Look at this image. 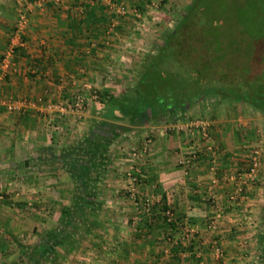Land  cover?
<instances>
[{"label":"crops","instance_id":"crops-1","mask_svg":"<svg viewBox=\"0 0 264 264\" xmlns=\"http://www.w3.org/2000/svg\"><path fill=\"white\" fill-rule=\"evenodd\" d=\"M115 1L127 7L126 16L117 15L104 0L30 2L22 52L14 54L7 69L0 65V99L28 103L20 112L0 108V264L16 249L8 236L24 248H33L42 242L38 234L58 224L60 208L70 204L73 185L67 174L51 169L47 162L53 148L81 142L91 161L100 162L97 171L89 172L90 180H97L95 194L100 201L99 211L89 210L99 226L70 253L62 241L53 243L59 252L66 249L64 255L58 252L62 258L82 251L86 243L108 257L99 262L91 258L90 264L146 260L152 264H264V106L260 109L234 97L211 94L190 107L171 110L169 118L158 124L143 115L132 123L116 119L121 117L117 108L101 107L91 95L99 91L118 96L134 86L139 63L149 50L146 44L155 37L153 32L137 31L155 20L144 22L150 0ZM139 9L143 13L136 18L134 11ZM8 40L0 26V62ZM76 95L85 98L81 110L61 114L45 107L48 98L66 106ZM199 106L207 108L202 117L210 122L208 140L169 129L172 124L196 120L188 116V109ZM95 139L108 142L105 156L100 157ZM257 148V179H237ZM128 173L139 178L138 197L149 198L153 205L164 200L179 218L180 227L169 231L172 254L186 231L184 250L188 252L179 251L173 261L167 255L155 257L156 244L162 240L152 232L159 228L167 233L160 223L153 224L152 231L134 232L132 215L136 213L127 197ZM241 184V196L229 202L228 196ZM31 204L37 209H28ZM23 209L29 210V216L19 214ZM91 234L103 242L91 240ZM150 234L153 239L147 242ZM11 255L15 257L11 262L19 263L20 257Z\"/></svg>","mask_w":264,"mask_h":264},{"label":"trees","instance_id":"trees-1","mask_svg":"<svg viewBox=\"0 0 264 264\" xmlns=\"http://www.w3.org/2000/svg\"><path fill=\"white\" fill-rule=\"evenodd\" d=\"M205 1L207 0H192L191 4L184 7L182 14L181 9L173 11V28L162 33L159 39L161 44H153L154 53H145L141 63H139V69L136 71L137 81L134 86L118 96L97 91L96 100L99 105L104 108L109 105L117 108L121 117H115L116 119L124 120L127 118L132 123L135 122L136 118L143 115L146 121L153 124L160 123L166 117L169 118L171 110L190 107L200 102L202 98L210 97L211 94L234 97L235 100L261 109L264 106V58H262V53L264 54V0H242L240 5L244 8L239 17L238 15L233 17L237 14L236 10L231 9L230 15L228 14L229 24L232 27L244 32L245 35H250L246 39H242L241 35L237 38L235 29V36L232 34L226 38L221 30L222 25L219 23L224 8L221 7V12L212 8V14L209 16L203 10L204 6L208 4ZM168 2L169 0H162L160 9ZM212 2L214 3V1ZM216 2H221V0H215ZM247 9H251V16H248L249 19L247 18L250 21L249 24H257L256 27L251 28L250 32L248 30L249 24L239 21L242 12ZM136 11L140 14L143 13L140 9ZM253 11L259 13L260 17L253 18ZM0 20L9 21L11 24L17 23L15 16L1 7ZM0 26L10 39L11 35L14 34L15 25L14 28H11L8 23H0ZM239 48L250 49L249 57L252 60V67L248 71L247 69L243 71L240 63L236 65L235 68L237 71L239 70L237 73L239 76L231 81L236 85L233 87L225 86V90L214 88L213 85L211 88L202 86L201 83L205 82L202 79H206L207 83H210L219 82L224 79V76L227 77L225 67L230 63L227 61L231 59V55H236L232 50H239ZM223 49L231 51L228 54L230 55L229 59H221L219 54ZM20 52H22L20 47H13L14 54ZM107 139L111 138L107 137ZM95 142L98 144L97 149L101 150L100 157L101 155L105 156L108 142L97 139ZM50 157L47 164L51 166V169L62 170L72 181L71 201L69 205L60 208L58 224L48 232L43 233L42 245L24 248L16 243L11 236H8V240L15 243L14 245L19 251L20 259L19 263L16 264H30L36 258L35 261L45 258L55 262L60 258L59 251L54 246L55 242L62 241L70 253L74 249V245L83 240L87 233L91 229L93 230V227L98 228L99 226L95 225V220H92L94 215L90 211L92 209L100 210V201L97 200L95 194L97 193L95 185L97 180H90L89 172L97 171L100 162L91 161L90 153L87 152L82 142L70 144L57 150L53 148ZM100 160L101 163L105 162L103 159ZM168 210L173 212L164 200L153 205L150 211L143 215L139 223L140 229L144 227V230L151 231L155 226L153 224L160 223L167 228L165 235H169L178 225L173 221H167L164 213ZM76 234L80 235L81 240L75 238ZM180 249L181 246L176 248L175 252L169 256L170 260L173 261L178 258Z\"/></svg>","mask_w":264,"mask_h":264},{"label":"rangeland","instance_id":"rangeland-1","mask_svg":"<svg viewBox=\"0 0 264 264\" xmlns=\"http://www.w3.org/2000/svg\"><path fill=\"white\" fill-rule=\"evenodd\" d=\"M34 1L40 2V1H43V0H0V7L1 8L5 7L6 9H10V12L15 14L16 21H17V19H18L20 14L24 15L25 18L28 20L29 16H30V12H29L30 6H29V4H31L32 2L34 3ZM44 1H46V0H44ZM51 1H53L55 3H58V4H61L65 0H51ZM212 1H214V3ZM191 2H192V0H175V1L174 0H169V2L165 6H163L161 9H157V10L153 9V10H150V11L146 12L145 18H144V22L150 21L152 19H154L155 21L150 26L142 24L139 27L140 30H138L137 33L138 32L139 33H141V32L142 33H145V32L152 33L153 32L152 34L155 35V37L152 38L153 42H151L152 40L150 39V40H148L149 43L146 44L147 47H149L148 52H151V53L153 52L154 53L155 50H154L153 44H161V41H159V39H160L162 33L165 32L166 30H171L173 28V26H174L173 11H176V10L178 11L179 9H181L182 11H180V12L182 14L183 11H184V7L188 6L189 4H191ZM205 2H206V4L207 3L208 4L206 6H204V9L203 8L202 9L209 16L212 14V8H215L217 12H218V10L221 12V10H222L221 7L224 8V10L221 13L222 16L219 19V23H220V25H222V29L221 30L223 31V34H225L224 36L226 38L232 36V34H234V36H235V32H234L235 27H232V25L229 24L228 14L230 15L231 9L232 10H236L237 14L235 16H233V17H237V15L239 17L240 12L244 8V6L240 5L242 3V0H221V2H216V3H215V0H207ZM27 7H28V9H27ZM250 12H251V9H247L246 11L242 12V14L240 16V19H239L240 23L244 22V24H246V23L249 24L250 21H248V19H249L248 16H251ZM148 16H150L151 19H149L150 17L148 18ZM259 17H260L259 13H257L256 11H253V18L256 19V18H259ZM231 22H233V20H231ZM256 26H257V24L250 23L249 24V28H248L249 32L251 31V28L256 27ZM25 30H24L23 34H25ZM256 30H258V29H256ZM235 31H237L236 32V37L237 38L239 37V35H241L242 39H244V38L246 39L247 37L250 36V35H245V33L241 32L239 29L238 30L235 29ZM152 34H151V37L154 36ZM232 51H234V53H236V55H234V54L231 55L232 56L231 59L227 61V62L230 61L228 66L225 67L226 73H227V77L224 76V79L220 80L219 82H210V83H207L206 79L205 80L202 79V81H205V82L201 83L202 86H206L208 88H211V85H213L212 87L218 88V89H224L225 86L233 87L236 84L234 82H231V81H233L235 78H238V76H239V74H237L239 72V70L237 71V69L235 68L236 65H238L240 63V67H242L243 71H245L244 69H247V71H248L252 67V60L249 57L250 49L248 50L247 48H245V49L244 48H239V50L235 49V50H232ZM230 52L231 51L223 49L219 55L221 56V59H223V58L229 59L230 55H228V54ZM262 58H264V54L263 53H262ZM240 60H241V62H240ZM263 62H264V59H263ZM236 74H237V76H236ZM194 85L195 84L193 83V86ZM222 97H223V95H222ZM206 110H207V108H205V110L204 109L202 110L200 106H199V108L194 107V109L189 108L188 109V116H190L191 118L195 117L196 119H203L204 120V117H202V116H204L206 114ZM188 120H190V119H188ZM27 208L28 209L29 208H33L35 210L37 209L35 206H30V205H28ZM35 210L33 212H31V213L34 214ZM28 212H29V210L23 209V212H20V213L18 212V213L21 214L22 216H29ZM132 217H134L133 218V223H132V227H133L134 232L135 233H140V232L144 231V229H139V226H140L139 223L142 220V217H139V220L137 219V216L132 215ZM145 231H147V230H145ZM38 235H39L38 241H40L41 239L44 238V237H42V235H43L42 233L38 234ZM146 235H147L146 237H149L148 236L149 233H147ZM152 235H154L156 237H159V240H162V241H159V243L156 244L155 257H159V256H161V257L164 256L165 257L166 255L170 256L172 254V249L173 248H172V246H170L171 243H169L168 238H171L172 236L171 235L168 236L167 234L165 235V231H163V230H161L159 228H156V230H154L152 232ZM101 236L103 237L104 235L101 234ZM182 236H183V234H181L179 236V238H181ZM76 238L78 240H81L79 238V234H78V236L76 235ZM89 238H91V240L96 241V243L103 242V240L102 241L97 240V238L93 234H91V236ZM151 238H152V236L150 234V238L146 239L147 242L151 241ZM87 245L88 244L85 243L84 246H83L84 248L82 249V251L77 252V253L75 252L76 253L75 255L71 254V256H68V257L65 255V257H63V258L61 256H63L64 253H66V250L62 249L61 252H59V253L63 254V255L60 254V258H62V259H60L58 261L55 260V262H51V261L46 260L45 258H42V259H40V261H36V262L33 261V264H90L91 263L90 262L91 258H93L91 260H95L96 262L97 261L99 262L100 260L104 261V258H108V257H106L105 253H103L99 249H96V248L90 249ZM157 245L159 247H161L160 248L161 250L157 248L158 247ZM182 248L179 251H181V253L183 254V250H184L185 247H182ZM88 250H89V252H88ZM186 252H188V251H186ZM10 253L11 254L16 253L17 256H19V251L17 250V248L16 249L12 248V252H10ZM11 254H8V256L10 255L9 257L6 256V258H5V260H6L5 263L6 264H13L11 261L15 257H13ZM5 263H1V264H5ZM139 264H141V263H139ZM142 264H152V263L148 262L146 260L145 262H142Z\"/></svg>","mask_w":264,"mask_h":264},{"label":"built area","instance_id":"built-area-1","mask_svg":"<svg viewBox=\"0 0 264 264\" xmlns=\"http://www.w3.org/2000/svg\"><path fill=\"white\" fill-rule=\"evenodd\" d=\"M104 2L119 16H126L129 11L127 7L120 2H116L115 0H104ZM162 0H151L150 1V10H157L160 9ZM149 10V11H150ZM135 17L140 18L141 14L137 11H134ZM142 18V17H141ZM27 26V19L24 15L20 14L17 23L15 25V31L14 34L11 35L9 39V45L8 50L3 54L2 60L0 62V65L3 69H7L11 64L14 57L13 53V47H23L24 46V40H23V33ZM97 97V92L94 91L91 95V98L95 100ZM85 98L83 95H76L72 97V100L66 105L62 106L56 102H53L51 99H46V109L48 110H54L57 109L61 114H64L66 112L73 113L75 110H81L84 106ZM28 105L26 100H18V101H6L4 99H0V108H4L7 112H20L26 106ZM210 127V122L203 120V119H196V120H188L184 123L180 124H172L170 125L169 129L176 132H184L189 133L192 136H198L201 137L204 140H208L209 133L208 129ZM168 127L166 130H169ZM136 156V155H134ZM260 151L259 149H254L250 155L249 164L246 169V171L242 175L236 176L237 179H242L247 182H253L257 179L258 171L260 167ZM129 178V188L127 189V197L131 200L134 211L136 213L137 219L139 220V217H143L144 214H147L151 207L153 206V202L149 198H140L137 195V184L139 183V178L136 174L128 173L127 174ZM243 177V178H242ZM243 192V185H237L235 187V190L228 196V201L231 203H235L237 199L241 196V193ZM2 195L0 194V201L2 200ZM165 218H167V221H173L180 226V221L177 220V217H175L174 213L172 211H166L164 213ZM183 236L177 243L182 247H185V245L188 242L189 233L188 231L182 233ZM170 236V234L168 235ZM169 243L173 242L172 238H168ZM172 244V243H171ZM214 247L217 245L216 242L213 243ZM183 249V248H182ZM184 251L183 253H185ZM215 253L217 256H220L221 251L216 246L215 247Z\"/></svg>","mask_w":264,"mask_h":264}]
</instances>
